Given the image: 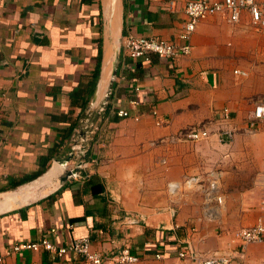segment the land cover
I'll return each instance as SVG.
<instances>
[{"label": "crops", "instance_id": "0c3cea01", "mask_svg": "<svg viewBox=\"0 0 264 264\" xmlns=\"http://www.w3.org/2000/svg\"><path fill=\"white\" fill-rule=\"evenodd\" d=\"M186 1L0 0V213L6 212L0 214V255L44 235L58 244L89 237L104 253L128 245L151 264H187L176 258L174 240L191 235L192 227L198 250L228 249L229 231L264 215V182L241 190L236 170L226 169L232 155L264 159V149L244 147L255 103L264 101V36L249 16L239 24L222 15L203 20L191 37V54L174 63L124 53L129 34L181 43ZM225 108L227 122L220 119ZM119 110L130 116L119 117ZM199 124H210V139L169 142ZM92 128L98 131L80 160L83 178L65 181L61 162ZM226 130L233 138L223 134L222 143L217 132ZM254 135L264 147V122ZM213 170L223 172L224 208L211 221L200 194L183 188L171 197L168 184ZM250 170L264 173V160ZM111 193L120 198L121 213ZM124 212L141 213L146 223L121 229ZM159 250L168 258L153 260ZM4 264L84 262L73 254L23 251ZM234 264H264V248L247 245Z\"/></svg>", "mask_w": 264, "mask_h": 264}, {"label": "built area", "instance_id": "2783aa9c", "mask_svg": "<svg viewBox=\"0 0 264 264\" xmlns=\"http://www.w3.org/2000/svg\"><path fill=\"white\" fill-rule=\"evenodd\" d=\"M185 14L187 20L178 35L181 43L129 34L123 41L125 55L134 60H149L150 55H156L160 59L174 63L176 60L191 54L193 48L190 41L193 33L200 22L213 15H222L229 23L239 24L242 22L244 15L247 14L251 28L264 36V0H187ZM236 73L245 75V72L242 71H236ZM131 104L136 105L137 101H132ZM153 113L156 115L155 109H153ZM117 115L121 118H126L130 116V113L126 110H119ZM3 117L4 114L0 111V124ZM220 119L224 122L230 121L229 109L225 108L220 112ZM263 122L264 101H258L255 103V108L249 117V130H256L258 125ZM97 131L98 128H92L86 136L80 137L73 148L70 159L61 162L67 171L73 172L77 170L72 176L74 180L83 178L81 170L84 168V164L80 160L85 158L92 137ZM212 133L210 124L191 125L179 130L176 134L170 136L168 140L171 143L200 142L210 139L213 135ZM217 133L220 134L222 143L226 142L223 141V134L227 135L229 139L233 138L232 132L228 130L218 131ZM166 141V139H162L160 143H165ZM222 178L223 172L217 170L209 171L205 175L189 176L181 183H169L168 192L171 197H174L183 188L195 190L203 198L204 215L213 221L218 218L224 208V197L221 193ZM111 194V201L117 205L115 209L118 213H121L118 206L120 198L113 193ZM255 222L252 226L240 227L228 232L231 236L232 248L208 252H202L196 248L193 235L197 229L192 227L190 229L191 235L177 237L174 240L176 258L187 264H234L236 258L243 257L247 245L257 244L264 248V215L260 216ZM145 223L146 217L143 214L124 212L121 214L119 224L121 229H130ZM50 232L56 233V230L52 229ZM23 251H46L60 258L73 254L81 258L84 264H106L109 262L113 264H137L142 262L143 264H151L150 261H143L139 255L133 253L128 245H125L120 250L104 253L93 249V243L89 237H83L67 244H58L52 242L46 235L38 241L19 242L11 245L6 255H0V264H4L6 257ZM168 256L169 254L165 250H159L153 255V260L162 261Z\"/></svg>", "mask_w": 264, "mask_h": 264}, {"label": "rangeland", "instance_id": "374dc122", "mask_svg": "<svg viewBox=\"0 0 264 264\" xmlns=\"http://www.w3.org/2000/svg\"><path fill=\"white\" fill-rule=\"evenodd\" d=\"M249 136H247L245 138V148H249L251 147L252 149H264V147L259 144V142L256 139V135H254L255 130L251 131L249 130ZM221 137V136H220ZM231 140V139H229ZM247 145V146H246ZM234 146L231 147H227L226 149H229L231 152L234 150ZM264 159L261 158H250V157H237L235 158L233 155L231 156V158L228 159V162L226 163V169L230 170L229 166H232L233 169L232 170H236V174H237V179L236 182L237 187H239L241 190H255L258 187H261L262 183L264 182L263 180V172H259L258 175L255 174H251L249 171L250 170V165L252 163H256L257 161H262ZM258 176V184L254 181V178Z\"/></svg>", "mask_w": 264, "mask_h": 264}, {"label": "trees", "instance_id": "16d2710c", "mask_svg": "<svg viewBox=\"0 0 264 264\" xmlns=\"http://www.w3.org/2000/svg\"><path fill=\"white\" fill-rule=\"evenodd\" d=\"M102 50L100 49V53H99V65H98V68H97V70H96V78H98L99 76H100V72H101V59H102V52H101ZM96 84V83H95ZM94 84V85H95ZM93 92H94V86H93V89L90 91V93H89V95L91 96L92 94H93ZM89 98L83 103V108H86V106L88 105V103H89ZM44 172V170H42L41 172H38V173H36V174H33L31 177H29L28 179L26 178V179H24L23 181H20V182H16L15 184H14V187H16V186H19V185H21V184H23V183H26V182H28V181H31V180H34V179H36L37 177H39L40 176V174H42Z\"/></svg>", "mask_w": 264, "mask_h": 264}, {"label": "water", "instance_id": "95a60500", "mask_svg": "<svg viewBox=\"0 0 264 264\" xmlns=\"http://www.w3.org/2000/svg\"><path fill=\"white\" fill-rule=\"evenodd\" d=\"M70 158H68V159H66V160H69ZM74 172H77V170H75V171H73V172H70V171H67L66 170V172L64 173L65 174V178H64V180L65 181H69L70 179H72V176H73V173ZM4 213H6V212H3V213H0L1 215H3Z\"/></svg>", "mask_w": 264, "mask_h": 264}, {"label": "bare ground", "instance_id": "6f19581e", "mask_svg": "<svg viewBox=\"0 0 264 264\" xmlns=\"http://www.w3.org/2000/svg\"><path fill=\"white\" fill-rule=\"evenodd\" d=\"M116 18V17H115ZM117 20V19H116ZM118 21V20H117ZM114 22V21H113ZM119 24V23H118ZM115 26V25H114ZM115 30V29H114Z\"/></svg>", "mask_w": 264, "mask_h": 264}]
</instances>
